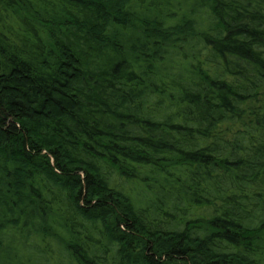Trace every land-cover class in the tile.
Returning <instances> with one entry per match:
<instances>
[{
  "label": "trees",
  "instance_id": "16d2710c",
  "mask_svg": "<svg viewBox=\"0 0 264 264\" xmlns=\"http://www.w3.org/2000/svg\"><path fill=\"white\" fill-rule=\"evenodd\" d=\"M0 264H264V0H0Z\"/></svg>",
  "mask_w": 264,
  "mask_h": 264
}]
</instances>
